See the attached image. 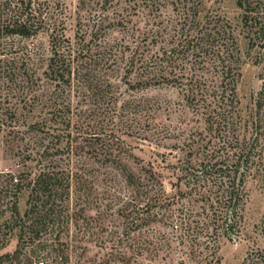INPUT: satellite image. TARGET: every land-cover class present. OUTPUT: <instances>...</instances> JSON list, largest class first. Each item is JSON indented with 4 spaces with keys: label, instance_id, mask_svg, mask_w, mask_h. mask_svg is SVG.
<instances>
[{
    "label": "rangeland",
    "instance_id": "rangeland-1",
    "mask_svg": "<svg viewBox=\"0 0 264 264\" xmlns=\"http://www.w3.org/2000/svg\"><path fill=\"white\" fill-rule=\"evenodd\" d=\"M83 1V11L78 0H52L48 10L72 48L86 52L73 63L69 82L47 76L46 35L13 41L36 54L31 61L35 75L27 87L16 85L11 93L0 79V173L17 176L30 168L37 174L48 163L55 171L70 170L62 238L69 264H202L216 258L218 264H240L264 243V234L254 228L264 213V190L255 180L246 185L239 238L199 245L178 239L169 224L173 211L194 206L177 195L173 167L180 150L208 130L186 107L178 86L195 77L208 83L221 78L211 52L224 41L214 37L212 48L198 52L192 34L198 17L211 27L219 23L235 29L239 54L233 57L240 59L236 94L245 117L264 80V51L248 48L234 0ZM106 44L113 51L102 61ZM134 53L150 64H164L166 73L142 84L139 62L130 63ZM6 108L15 112L11 121ZM45 147L46 155L40 157ZM125 167L140 181L129 184ZM149 170L154 177L147 175ZM25 200H20L21 212ZM14 247L11 240L4 251Z\"/></svg>",
    "mask_w": 264,
    "mask_h": 264
},
{
    "label": "trees",
    "instance_id": "trees-1",
    "mask_svg": "<svg viewBox=\"0 0 264 264\" xmlns=\"http://www.w3.org/2000/svg\"><path fill=\"white\" fill-rule=\"evenodd\" d=\"M51 2L0 0V79H5L10 93L16 85L27 87L35 75L31 61L36 54L24 44L15 45L14 40L25 42L46 35L50 48L47 76L58 83L69 82L73 63L86 53L83 47L73 49L63 31L57 30L59 23L56 19L51 21L54 15L48 11ZM102 2L104 5L108 0ZM234 5L240 11L239 24L248 48L264 51V0H234ZM78 10H84L83 0H78ZM204 21L198 17L192 28V34L197 35L194 48L201 52L200 47L210 46L214 37L224 41L222 48L211 52L216 53L212 64L221 78L218 83H208L195 77L178 86L186 107L201 117L208 130H202L196 141L191 140L180 150L173 167L177 195L194 206H181L169 216L178 239L199 245L239 238L248 203L247 183L255 180L264 190V130H258L264 128V80L252 96V106L245 117L236 94L240 59L235 29L227 30L219 23L211 27ZM112 49L106 44L100 60L107 61ZM234 52L237 56L233 57ZM142 57L137 58L134 53L130 58L131 65L139 62L138 78L142 84L143 80L163 77L164 64H150ZM5 112L7 120L15 118L10 108ZM3 121L0 119V126ZM246 128L249 130H240ZM47 148L40 157L46 155ZM126 168L127 182H139ZM7 171L0 173V264H69L68 245L62 238L68 223L63 215L68 210L70 170L55 171L48 163L37 174H32L30 168H23L17 176ZM147 175L154 177L155 173L149 170ZM23 196L26 200L21 212ZM254 228L264 234V213ZM11 240H15L14 249L4 251ZM202 264H218V258ZM240 264H264V243L249 252Z\"/></svg>",
    "mask_w": 264,
    "mask_h": 264
}]
</instances>
